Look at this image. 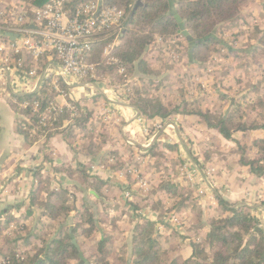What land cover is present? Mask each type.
<instances>
[{
	"label": "trees",
	"instance_id": "1",
	"mask_svg": "<svg viewBox=\"0 0 264 264\" xmlns=\"http://www.w3.org/2000/svg\"><path fill=\"white\" fill-rule=\"evenodd\" d=\"M21 1V7L27 10L28 6L37 8L47 2V0ZM245 1L141 0V3L134 9L137 0H108L110 4L128 12L127 19L118 33L119 43L113 49V55L118 61L115 65L119 63L124 66L128 74L138 72L141 75L140 78L151 74L156 76L157 73L146 59V51L156 35H160L163 39L181 36L188 47L191 42H194L190 62L205 61L210 52L216 49L218 42L222 43L215 35L217 28L219 26L228 27L230 23H233ZM75 2H80V0H75ZM175 14L184 22L187 35L182 33ZM259 33L258 43L254 45L253 52L264 54V29ZM113 36L114 34H110L104 38V34L99 35L93 41V48L87 59L94 63L101 61L99 51L102 45L111 40ZM115 65H109L112 73L116 68ZM142 79H145V82L153 81L145 77ZM133 88L136 94L132 106L140 115L147 118L167 117L173 113L194 116L196 117L195 122L203 123L205 127L215 130L227 140H231L237 131L244 133L249 130L264 131V120L260 118L246 120L244 113L241 112L240 103L236 101H232L234 106L232 109L215 114L198 108L187 109L192 103L186 100L181 101V109L179 105L168 106L159 99L151 97L146 84L141 87L134 85ZM52 96L50 94L42 99L41 105L43 106ZM32 98L33 94L21 93L13 95V100L10 101L13 110L20 116H26L32 123V125L26 124L27 129H23L22 125H25L26 120L20 117L16 122V131L22 135L25 148L30 147L37 140V135L30 136V129L32 126L39 127V125L31 109L22 108L19 103L30 101ZM96 99L94 98L95 101ZM261 102L259 101V104ZM72 103L76 110L74 115L70 114L71 111L67 107H63L56 119L51 121L52 125L48 124L37 129L38 133L45 134L44 146H47L49 140L55 135H62L69 147L78 137L86 140L82 148L85 156L104 158L107 154H113V156H118L120 161L121 154L116 152V146L105 147L104 133H97L99 128L92 123L93 117L96 118L95 112L86 106H81L78 101H72ZM66 120H69V123L64 125ZM94 132L97 134H93ZM161 146L171 151L177 149L176 143H162L156 139L144 153L157 161ZM237 146L240 150L238 163L256 177H264V135L253 136L247 143L238 142ZM72 150L75 151L76 148ZM42 167L43 164L40 163L34 170L37 181L29 191L28 208L19 216L8 210L0 211L1 237L7 236L3 234V230L8 228L12 222L18 223L24 220L33 213L35 207L41 210L39 218H45L38 221L40 224L34 225L31 232L19 235L18 231H15L14 236L7 239L11 246L8 252L3 254V264H264V222L254 217L247 205L229 202L218 192L214 193V198L217 208L220 209V215H217V209L211 210L207 207L209 209L207 220L201 219L202 221H199L196 227L206 228L203 238L191 240L188 255L180 253L169 257L166 245L159 244V235L154 229V222L135 213L145 205L144 202H141L142 205L134 201L130 203L133 215L113 203L115 212L111 218V227L102 229L98 233L99 217L104 215L107 208L111 206L108 199L109 191L113 188L112 184L99 177L90 181L86 166L79 165L74 169L65 167L64 171L67 175L76 177L81 185L95 192L90 195L96 206L89 204L85 199L79 203L74 200L73 203L67 204L69 197L67 189L49 188L47 177L41 175ZM61 170H63L62 167L55 166V171ZM169 178L158 184L156 190L165 191L168 196H173L172 206L177 212L192 205L193 200L198 197L197 193H194L195 190L178 185ZM151 198L146 195L142 200L149 201ZM62 213L69 216V225L64 221H59ZM54 222H56L54 234L48 237L49 229L53 226L51 223ZM26 226V223H21L17 230L26 229ZM126 231L132 234L130 249L127 241L124 242L122 239ZM81 238L89 242L94 241V252L88 257L84 256L82 247L84 242ZM115 240H122L123 243L113 250ZM19 241L23 246L33 243L34 245L24 250L22 254L15 249ZM120 250L125 254L128 253V257L122 255Z\"/></svg>",
	"mask_w": 264,
	"mask_h": 264
},
{
	"label": "rangeland",
	"instance_id": "2",
	"mask_svg": "<svg viewBox=\"0 0 264 264\" xmlns=\"http://www.w3.org/2000/svg\"><path fill=\"white\" fill-rule=\"evenodd\" d=\"M257 1L258 2L246 0L244 3H242L240 11L233 23H230L228 27L219 26L217 28L215 35L222 43L218 42L216 49L210 52L209 57L205 61L194 63L190 62L189 47L181 36H171L163 39L160 35H156L153 42H151L148 50L146 51V59L150 62L152 68L157 74L156 76L153 74L143 76L147 79H152V82H145V79H142L143 77L140 78L141 75L136 71L132 74H128L126 68L124 72L120 73L118 71V66H116L115 63L109 62V58L111 56L114 57L113 49L119 43L118 33L121 29L117 30V33H114V36L111 40L105 42L102 45L99 51L101 61L94 63L90 60V62L95 65V70L93 76L88 77L87 81H89V84L93 85V89H82L85 91L83 95L81 94V102L79 104L81 106H86L95 112L96 118L93 117L92 123L94 126H98L99 128L97 133H104V141L107 142L106 147L112 145L116 146V152L121 154H118L121 156V160L119 161L118 156L107 154L104 156V158L84 156L85 158H82L81 161H85V163L82 164L83 166H86L90 181H93L95 177H99L98 172H100L101 175L103 170L107 168H109L116 177L121 179L123 178L126 181L123 185L122 183L121 185L118 183H112L113 192L111 190L109 191L108 203L110 201L112 202L111 198L115 200L119 192H122V198L124 201H122L120 197H117L116 200L120 204H125V211L128 214L133 215L134 213L130 203L133 201L137 203L139 200L145 198L146 195H149L151 198V195H153L155 192L158 184L163 183V181H167V178H169L171 173H173L175 170L178 171L179 180L186 183L185 186L191 189L193 188L195 190L194 193H197L198 197H204L206 194L208 195L211 193L213 184L210 180L211 187H208L205 185V183H203V178L204 176H208L210 179V176L215 174L217 171V167L216 165H206L204 167L202 166V169H198V166L200 165L198 161H202L203 159V161L215 163V161L218 160L223 163L230 164L239 159L240 150L238 149L237 143L249 142L250 139L248 135H251V130L246 131L245 133L242 131H237L234 133V137L228 141L221 140L213 132H206L205 135L201 133L204 141L196 143L193 135V138H189L185 132V129H187L186 123L192 124V126L197 124V122L194 121L196 120V117L173 113L167 117H180V122L178 123V126L176 125V129L171 128L172 130L169 129L164 132L163 129L156 131L149 128L148 132H144L141 128L142 134L147 135L146 139H144L142 135L140 137L138 134L135 139L139 140L141 138L142 143H148L149 139H152V137L155 136V140L159 139L162 143L173 144L175 137L179 135V137L182 138L181 133L185 132V136L182 138V141L187 143L188 148L191 147V149H194V151L197 150L196 153H198V156L194 157L198 160L197 164L199 165L196 164L198 168L191 162L192 160H189V158H182L181 155H183V153L180 148L182 150L183 148L178 147V145L177 149L174 151L167 150L161 146V150H159L160 154L157 157L158 160L155 161V158L152 159L148 154L142 152L144 149L139 147V145L127 143L128 140H125V138L121 135L119 137L120 133L118 132V127L123 124V122L119 120L115 108L120 104L119 102H127L132 105L136 94L133 86L136 85L141 87L143 84H146L147 90L151 97L159 99L164 104L171 107L179 105L181 109V101L186 100L192 103L187 109L198 108L203 111L209 110L212 113L217 114L232 109L234 107L232 105V101H236L240 103L241 112L244 113L246 120L251 121L252 119L256 118L264 120V54L253 52L254 45H257L258 43V37L260 36L259 32L264 29V0ZM249 5L250 9H248ZM247 11H249L248 13L251 15V17L249 16L251 18L250 20L247 18ZM252 12L256 13L255 17ZM110 34L112 35L113 33L104 34V38ZM106 48H108L107 52L105 50ZM171 53H173L175 57H173ZM111 64L116 66L113 73L109 68V65ZM125 83H127V87H129L130 98H116V102L112 103L113 114H110L109 116L102 114L101 104L107 101L98 91V89H96V86L103 89H109L112 86L121 87ZM93 90L94 94L90 97H87L88 93ZM94 98H97L96 101ZM72 101L76 102L77 99H66V102L71 105L73 104ZM259 101H262L261 104H259ZM144 118L152 119L147 117ZM117 124L120 125L117 126ZM32 127L35 128V126ZM36 127L37 129H40L38 126ZM97 133L94 132L93 134L96 135ZM35 135L43 136L44 133H38V130H36L34 134H31L30 131V136ZM61 138L63 139L62 135ZM43 139L40 140L38 137L34 143L39 140L43 142ZM63 141L67 144L65 139H63ZM85 143L86 140L76 137V139H74L71 143L72 146H70V150L75 147L76 150H73L74 152L79 153L80 151V153H84L82 148L84 147L83 145ZM45 147H48V145ZM211 156H213V159H210ZM185 161H189L190 164H193L196 168L197 178L196 182L194 183L189 182L187 179ZM37 164L38 163H35V165L31 166V169L28 170L30 174L29 177L32 174L35 181L32 186L35 185L37 181V178L34 176V170L36 169ZM72 165L73 161L65 166L72 167ZM77 167L78 164L75 168ZM209 167H212V170H210L211 174L205 175L207 174L206 170ZM57 173H60V171H55V165L53 163L44 162L43 167L41 168V175H45L49 178L51 176V178H53L56 177ZM18 178L22 177L18 176ZM18 178L15 179V184L19 182ZM99 178L101 179V177ZM0 184L7 190L11 189V183H9L6 179L2 181L1 178ZM137 184H140L141 186ZM79 185L80 187L72 185L67 187L69 190H67L69 192L67 204L73 203L74 200L76 203H79L84 199L87 200L89 204H95L93 197L90 195L92 193L94 194L95 192L91 190V193L89 194L87 191L89 190L88 188L81 185V183H79ZM130 186L133 190L130 189ZM72 187L75 189H72ZM199 189H203V193H199ZM29 191L26 192L29 194ZM159 193H162L163 197L162 199H159L158 202L154 203L156 208H158L157 211H160L161 213L165 211V213L159 217L156 228V233L159 235V244L166 245L165 248H168L166 251L168 252L169 257L180 253L186 256L190 253L191 241L188 242L185 240L190 237L194 239L195 236H198L201 239L204 236L205 228H196L199 221H202L201 219L204 217L198 211L195 214V220L193 219V224L191 226L196 228L194 233L190 232L188 226L182 229L181 226L183 224V218L179 216V212H177L172 206L174 203L173 196H168L165 191ZM28 194H26L27 198L25 197L26 201L24 203L21 202V199H23L24 196L20 197V202L16 203L17 207L16 210H14L15 212H13L15 215L19 216L21 212L28 208ZM209 198L211 201H215V204H217L214 195H209ZM150 200V202H146L147 205H144L145 207L142 206V208L136 210L135 213L142 215V211L145 210L148 205L151 206L153 200ZM161 200L163 201L161 202ZM111 202L109 205H111ZM188 207H192L194 210H196L193 204L188 205ZM214 208L217 209V215H220V209H218L217 206ZM214 208L211 209L209 207L211 210H214ZM40 211L41 210L39 207H35L31 215L26 217L24 220L19 221L18 223L12 222L8 228L3 230V234L7 236H0V264H3L4 261L3 254L7 253L9 246H11V244L7 242V239L12 238L15 231H18L19 235H25L27 232H31L33 226L39 223L38 221L45 219L40 217V219L37 220L39 218ZM108 211L109 214H105V217L104 215L99 217L97 225L98 233L102 229H108L111 227V218L115 212V208H111ZM9 212L11 213V211ZM171 212L179 216V222H175L174 224H166L165 222L168 215L164 216V214ZM250 212L253 215L251 209ZM146 215L148 216L149 214ZM208 215H205V221L207 220ZM60 220L64 221L65 224H70V218L65 213L60 215L59 221ZM120 221L122 223V219ZM56 222L51 223L53 226L49 229L50 234L48 237H51L52 234H54V224ZM21 223L27 224L26 229L17 230L20 228ZM159 226L161 227V233L158 231ZM175 229H180L182 234L177 233ZM122 239L124 242L127 241V237L125 238V235L124 238L122 237ZM81 240L84 242V244H82L85 253L84 256L88 257L94 252V241L89 242L84 238H81ZM123 241L115 240V243L112 246L113 250H116L117 247L123 243ZM180 241L181 244L179 245ZM33 245L34 243L29 246H23L22 242L19 241L16 243L15 247L17 248L15 249L16 251H20V253L23 254L24 250L32 248ZM120 252L122 255H127L128 257V253L125 254V252L122 250H120Z\"/></svg>",
	"mask_w": 264,
	"mask_h": 264
},
{
	"label": "built area",
	"instance_id": "3",
	"mask_svg": "<svg viewBox=\"0 0 264 264\" xmlns=\"http://www.w3.org/2000/svg\"><path fill=\"white\" fill-rule=\"evenodd\" d=\"M127 16L125 9L110 4L108 0H80L77 3L75 0H47L43 6L28 10L1 9L0 29L15 38L11 40L9 36L0 37V91L8 88L12 98L14 94H33L32 100L23 101L19 106L31 109L39 128L52 125L51 121L56 119L63 107H67L70 114L74 115L75 106L67 103L66 99H77L80 103L81 94L93 89V85L87 81L95 70V65L87 59L93 41L99 35L117 33ZM105 50L107 52L108 48ZM13 54L18 56L16 60ZM109 60L110 63L118 62L112 56ZM117 66L120 73L124 72V66L119 63ZM96 89L107 101L101 104V113L106 116L113 114L112 103L116 102V98H130L127 83L109 89L96 86ZM50 94L52 98L47 99L42 106L41 100ZM93 94L94 90L87 97ZM20 117L26 120L23 129H27L26 124L32 125L26 116ZM135 119L142 125L144 132H148L149 128L156 131L163 129L164 132L176 129L180 122L179 116L144 119L137 114ZM68 123L69 120H66L64 125ZM35 128L30 129L31 134L36 132ZM181 134L184 138L185 133ZM44 135H38L39 139H43ZM185 167L188 181L196 182L197 171L194 165L185 161ZM210 170L212 167L206 170L205 175L211 174ZM1 176L0 170V180ZM203 179L208 180L206 185L211 187L209 177L204 176ZM0 190L3 194L8 192L1 184ZM198 191L203 193L204 190ZM166 215V223L179 222L177 214L171 212ZM158 231L161 233L160 226Z\"/></svg>",
	"mask_w": 264,
	"mask_h": 264
},
{
	"label": "crops",
	"instance_id": "4",
	"mask_svg": "<svg viewBox=\"0 0 264 264\" xmlns=\"http://www.w3.org/2000/svg\"><path fill=\"white\" fill-rule=\"evenodd\" d=\"M253 1L258 2L257 0H253ZM20 4H22L21 0H0V10L4 8L6 9L9 8L14 11H20V9H22ZM28 8L32 9L34 7L28 6ZM248 9H250V5ZM248 12L249 11H247V13ZM29 14H30L29 16L31 17L30 10H29ZM252 14L254 15V17L256 16V13L252 12ZM249 16L251 17L250 13L247 14L248 20L251 19ZM0 37H6V36H0ZM14 38L15 37H13V39ZM12 57H15V60H16L18 56L13 54ZM12 100L13 98L11 97L8 88L5 91H0V170L2 172V176H1L2 181L6 179L9 183H11V189L7 190L8 191L7 193L3 194L0 192V211L9 210L13 213L15 212L14 210H16V207H17L16 203L20 202L19 201L20 197L24 196V198L21 199L22 203L26 201V198H27L26 194H28L26 191H29L32 187V184H34L35 182L32 174L29 177L30 174L28 170L31 169V166L35 165V163L44 164V162H50V163H53L56 167H62L63 170H61L60 173H57L56 177H53V178H51V176L50 178L47 177L49 181L48 185H49V188L51 189H56V187L57 188L63 187L68 190L67 187H70V185L80 187L79 185L80 182L78 181L76 177H70L69 175L65 173L64 171V168L66 167L65 165H68L71 161H73V165L72 167H70L72 169H74L77 164L78 166L83 165L82 163H85V161L83 160L81 161V159L85 158L84 157L85 155L84 153H80V151L78 153V152H74L73 150H70V147L63 141L60 135L53 136L49 140L48 147H45L43 142L39 140L33 145H31L30 147L25 148L24 139L22 135L17 133L16 131V124H17L16 122L18 118H20V115L16 113L13 110V108L10 106V101ZM119 103L120 104L115 108V111L118 115L119 120L123 122V124L121 125L117 124V126L120 125L118 127V132L120 133L119 137L121 135L122 137L125 138V140H128L127 143H133L135 145H139V147L143 148L145 151L150 145H152L156 137L153 136L152 139H149L148 143H142L141 138L139 140L135 139L137 134L140 135V137L142 135L144 139H146V136H147V135L142 134L141 132L142 125L139 122H137L135 119L136 115L139 114V112L127 102L125 103L119 102ZM186 128H187L185 129L186 135L189 138L194 137V139L196 140V143H200L201 141H204V139L201 136V133L205 135L206 132H213L221 140L228 141L226 139H223L221 135H219L215 130L205 127L203 123L197 122V124H194V126H192V124L186 123ZM252 133L251 135H248L249 139L253 136L261 137L264 135L263 130H253ZM233 137H234V134H233ZM182 140L183 139L179 137L178 135L177 137H175V141L173 142V143H176L178 147L183 148V150L180 148V150L183 153V155H181L182 158L184 157L186 159L189 158V160L190 161L192 160L191 162L196 167L197 165H199L197 164L199 162L200 165L198 166L199 168L197 167L198 169H202V166L204 167L206 165H216L217 167V171L215 172V174H213V177L212 176L210 177V180L212 181V184H213L211 193L208 192L209 193L208 195L206 194L204 197L199 196L193 200L192 204L196 210H194L192 207H188L186 209H182L181 211H179V216L183 218V221H182L183 224L181 226L182 229L188 226L189 227L188 229L190 230L191 233H194L196 231L195 230L196 228L191 227L193 224L192 223L193 219L195 218V214L198 211L204 217L202 220L203 221L205 220L206 218L205 215H208L207 207H210L212 209L217 206V204H215V201L213 202L209 198V195H214L215 192H218L219 194H221V196L229 202L247 205L248 207H250L251 211L253 212L254 217H256L260 222H264V177H256L254 174L249 172L247 168L241 166L238 163V159L235 162H232L230 164L223 163L218 160L215 161V163H209L208 161H203V159L202 161H198L194 157V156H198V153H196L197 150L194 151V149H191V147L188 148L187 143H184ZM106 145H107V142H106ZM210 159H213V156H211ZM98 173L101 179L105 178L103 180H106L108 183H111V184L112 183H118V184L122 183L123 185L126 182L123 178L121 179V178L116 177L112 173V171H110L109 168L104 169L101 175H100V172ZM18 176L22 178H18ZM169 177H170L169 179H172V181L178 185H182V186L186 185L184 181L182 182L181 180H179L178 171L176 170L173 173H171ZM16 178L19 179V182L15 184L14 181ZM207 182L208 180H205L203 183H205L206 185ZM137 185L141 186L140 184H137ZM72 189H75V188L72 187ZM130 189H132V187ZM87 191L89 194L91 193L90 189ZM159 192H162V191H159ZM159 192L158 190L155 189V192L153 193L152 198H151L153 200L151 203V206L148 205L145 208V210H143L141 213L142 216L154 222L155 231L157 228L159 217L162 216L163 213H165V211L162 213L160 211H157L158 208H156L155 203H154V202H158V200L162 199L163 197L162 193H159ZM117 197H120V199L124 201L122 198V192H119ZM111 199H112V202L110 201L111 206L107 208L105 214H109L108 210L113 208V205H114L113 203L120 205L121 207H123V209L126 207L125 204L118 203L116 199L115 200L113 198ZM143 201L145 202V206H146L147 205L146 202H150L151 200L146 201V200L141 199L138 201L139 203L138 202L137 203L142 205L141 202ZM162 201L163 200H161V202ZM105 214H104V217H105ZM146 214H149V215L147 216ZM165 215L166 214H164V216ZM205 230L206 228L204 229V232H206ZM175 231H177V233L182 234V231H180V229H175ZM125 235L127 237V242H128V246L130 249V240H131L132 234L131 232L127 231ZM198 238H199L198 236H195L194 239L190 237V238H187V240L185 241L189 242L191 240H195ZM180 244H181V241L179 242V245Z\"/></svg>",
	"mask_w": 264,
	"mask_h": 264
},
{
	"label": "water",
	"instance_id": "5",
	"mask_svg": "<svg viewBox=\"0 0 264 264\" xmlns=\"http://www.w3.org/2000/svg\"><path fill=\"white\" fill-rule=\"evenodd\" d=\"M141 3V0H137L135 6H134V9ZM175 18L176 20L178 21L179 23V27L181 28L182 30V33L184 35H187V30L184 28V22L182 21V19L177 15L175 14ZM0 36H9L11 38H13V35L11 33H8V32H4L0 29ZM189 38V36H187ZM193 45H194V42H191L190 43V47H189V57L190 59L192 58V48H193Z\"/></svg>",
	"mask_w": 264,
	"mask_h": 264
}]
</instances>
